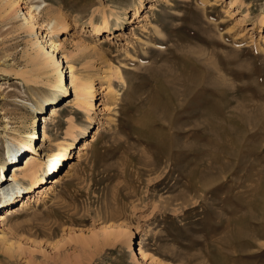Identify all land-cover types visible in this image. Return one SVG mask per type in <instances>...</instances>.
I'll return each instance as SVG.
<instances>
[{
  "label": "rangeland",
  "instance_id": "1",
  "mask_svg": "<svg viewBox=\"0 0 264 264\" xmlns=\"http://www.w3.org/2000/svg\"><path fill=\"white\" fill-rule=\"evenodd\" d=\"M141 1L136 17L138 0L19 1L59 44L65 85L68 66L93 78L87 120L72 88L61 96L45 75L16 74L32 68L35 34L22 16L0 17V164L18 131L41 142L56 101L36 157L42 185L60 178L0 223V264H264V0ZM103 13L110 26L97 34L89 21ZM69 125L72 156L59 162L49 146L70 139Z\"/></svg>",
  "mask_w": 264,
  "mask_h": 264
},
{
  "label": "bare ground",
  "instance_id": "2",
  "mask_svg": "<svg viewBox=\"0 0 264 264\" xmlns=\"http://www.w3.org/2000/svg\"><path fill=\"white\" fill-rule=\"evenodd\" d=\"M1 1L3 2L0 6V17L6 20H11L22 16V18L20 19V21L21 20L23 21L21 22V26L26 28V32L30 36L33 34L32 32H34L35 34L34 36L36 38L35 43L32 42L30 39L28 40L31 47V50H29L28 52V57H29V61L32 63V68L26 71H18L16 74L17 75L19 74L22 77V80L26 82H35V83H37V79L39 78V75H45L48 78V81L46 82L47 85H50L51 87L55 88L57 91H61L62 93L61 96L63 95L65 96L67 89L72 88L75 97V101L73 105H75V107L78 110H81L84 113L85 115L84 117L86 120L90 119V113L94 107L92 101L93 99H95V96L97 94L96 87L94 86L93 78L88 76L76 77L71 71L72 67L68 66V68L70 69V80L68 85L69 87L66 86L63 80L64 77L62 76V67H60V63H59L60 61H58V59L55 57L59 44L53 41H47L45 39L44 33L40 31H34L35 22L33 21L34 19L31 10L27 9L26 11H22L19 3L20 0H1ZM141 4L142 1L138 0L137 5L135 6V11L133 16L136 17V14ZM109 17L110 14L103 13L100 21L102 25H99L93 22L94 21L93 19H90L89 23L91 25V28L94 30V32L100 34L101 33L100 31L103 32L107 31V29L110 26ZM47 18L49 19L50 17ZM50 19L51 21L53 20L54 26L56 28H58L59 25H62L64 31L67 29L68 21L64 17L51 16ZM117 20L120 21L121 19L117 18ZM259 24L261 26H264V6L262 7ZM55 102L56 101H52L51 103H49L50 112L48 113V117L45 115L41 116L43 123L41 128L42 137L40 139L41 142H38L37 146L33 144L32 141V138H35L36 136V131H34L33 133H28L26 134V136L25 133L21 134L18 131L16 136L15 135L11 136L13 143L10 146L8 145L7 159L4 163L0 164V176L7 167L9 169H12L9 177L6 176L4 180L0 178V196H1L0 223L2 224V226L6 224V222H8V220L11 217H15L16 215H19L21 214V212L25 211V209L29 207L30 202H34V201L36 202L38 200V197H46V193H48L50 189H52L54 184H57L60 181L58 175H55L49 181H46V183L48 182V184L50 185L48 184L42 185L41 183L43 182V176L40 175V173L43 168L44 162L41 161V157L40 158L36 157V155L39 154L38 150L43 148L44 145L43 141L49 138L48 135V124L50 121L49 116L57 115L58 113V107L57 105H55ZM75 113L77 112L75 111ZM68 128H70V131L68 130L67 134L69 135L70 139L68 140L66 139L60 141L59 143H55L54 145L56 146V148L53 145L49 146L51 151L54 150V152L50 153L49 155L51 156L53 154H56L58 156L56 161L59 162L64 160L68 152L69 155L67 159H69L71 155V149L73 143V135H71L73 130L71 129H73L74 126L69 125ZM97 136H98V131L97 129H95L90 140L84 139L82 140L81 143L78 144V153H77L78 157H80L81 154H83L85 151H87L90 148L92 142H94L97 139ZM18 156H23L22 160L24 161V163L23 161L20 160V158L18 159ZM49 160L48 162L51 164L52 162L51 160L50 161ZM35 192L36 195H34ZM14 202H19L18 203L19 205L16 204L12 206L11 204ZM110 226H113V224ZM2 232H3L2 229H0V239H2L3 237ZM113 234L114 233H110L109 235L104 237L102 242L98 241L99 244L101 245L112 244V241L110 240V236H112ZM118 235L119 233H116L112 237L115 238ZM141 256L142 258H144V255ZM63 264H81V263L63 262Z\"/></svg>",
  "mask_w": 264,
  "mask_h": 264
}]
</instances>
